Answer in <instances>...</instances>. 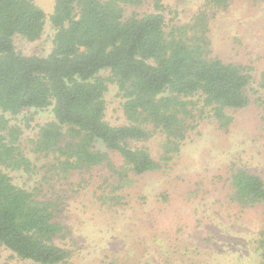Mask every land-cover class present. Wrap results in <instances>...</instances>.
<instances>
[{
  "label": "trees",
  "instance_id": "obj_1",
  "mask_svg": "<svg viewBox=\"0 0 264 264\" xmlns=\"http://www.w3.org/2000/svg\"><path fill=\"white\" fill-rule=\"evenodd\" d=\"M141 3L53 0L51 49L40 55L17 50L14 39L36 41L46 12L34 0H0V244L23 260L64 262L69 251L55 239L68 228L61 221L62 197L48 195L40 183L30 188L14 182L12 172L28 176L36 167L20 147L22 129L6 113L51 107L52 118L39 125L31 150L53 155L52 170L66 178L104 168L108 176L101 182L110 190L98 198L113 207L123 204L121 192L133 176L164 170L178 154L191 128V97L201 99L221 128L233 120L228 109L251 102L250 68L212 51L210 22L230 0H206L189 22L167 29L161 0L153 11L124 14L123 5ZM111 83L122 97L126 122L119 125L104 119ZM153 130L163 135L159 159L145 146L132 145ZM226 189L227 204L260 207L264 214L259 174L232 169ZM253 241L264 264V228Z\"/></svg>",
  "mask_w": 264,
  "mask_h": 264
},
{
  "label": "rangeland",
  "instance_id": "obj_2",
  "mask_svg": "<svg viewBox=\"0 0 264 264\" xmlns=\"http://www.w3.org/2000/svg\"><path fill=\"white\" fill-rule=\"evenodd\" d=\"M205 1L161 0L166 29L189 22ZM34 2L46 12L44 30L34 42L16 36L14 43L24 54L46 55L54 34L48 20L53 0ZM154 5L155 0L125 4L124 14H143ZM209 36L214 55L250 68V104L228 109L233 120L221 128L201 99L191 97V128L180 151L164 170L133 176L132 185L121 192L120 206L98 198L110 190L101 182L108 176L104 168L66 178L52 170L53 155L31 150L39 125L52 118L51 107L6 113L10 124L22 129L20 147L36 167L28 176L12 172L14 182L30 188L40 183L48 195L62 197L61 221L68 233L55 242L69 255L60 264H259L253 240L264 228L263 211L227 204L226 188L230 172L238 167L264 178V0H230L227 10L211 20ZM105 99L104 119L112 125L125 123L115 84H109ZM162 139L153 130L132 145L145 146L159 159ZM0 264L36 263L0 244Z\"/></svg>",
  "mask_w": 264,
  "mask_h": 264
}]
</instances>
